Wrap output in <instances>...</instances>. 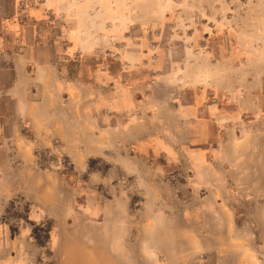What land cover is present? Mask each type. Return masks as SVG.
I'll use <instances>...</instances> for the list:
<instances>
[{
  "label": "rangeland",
  "instance_id": "rangeland-1",
  "mask_svg": "<svg viewBox=\"0 0 264 264\" xmlns=\"http://www.w3.org/2000/svg\"><path fill=\"white\" fill-rule=\"evenodd\" d=\"M1 6L5 47L31 43L38 61L52 58L55 108L68 106L71 121L83 123L72 132L87 146L110 127L143 123L161 133L177 113L189 115L190 82L181 78L193 64L198 73L208 63L215 75H227L233 94L240 84L233 79L264 75V0H5ZM253 96L248 105L264 106L263 90ZM241 117L246 123L249 115ZM4 119L0 264H115L110 242L96 239L101 219L79 215L99 200L90 173L108 165L89 158L78 172L58 139L39 145L28 115L7 112ZM246 248L252 252L254 243ZM252 260L247 256V264Z\"/></svg>",
  "mask_w": 264,
  "mask_h": 264
},
{
  "label": "crops",
  "instance_id": "crops-1",
  "mask_svg": "<svg viewBox=\"0 0 264 264\" xmlns=\"http://www.w3.org/2000/svg\"><path fill=\"white\" fill-rule=\"evenodd\" d=\"M192 66L181 78L190 82L189 115L177 113L161 133L143 123L110 127L87 146L72 132L83 123L71 121L68 106L55 108L52 58L38 61L31 43L7 49L0 36V129L7 112L28 115L39 145L58 139L78 172L89 158L108 165L90 173L99 200L79 215L101 219L96 239L110 242L115 264H247V256L255 258L248 264H264V106L247 104L264 91V75L233 79L240 82L233 94L227 75L208 63L205 73Z\"/></svg>",
  "mask_w": 264,
  "mask_h": 264
}]
</instances>
